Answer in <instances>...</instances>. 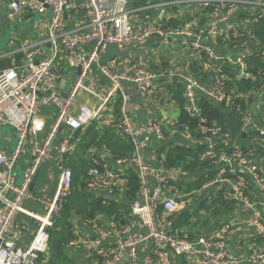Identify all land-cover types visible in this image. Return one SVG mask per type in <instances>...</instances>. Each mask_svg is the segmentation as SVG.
<instances>
[{
  "label": "crops",
  "instance_id": "crops-1",
  "mask_svg": "<svg viewBox=\"0 0 264 264\" xmlns=\"http://www.w3.org/2000/svg\"><path fill=\"white\" fill-rule=\"evenodd\" d=\"M165 1L172 0H147L146 4L144 0H130L129 8L135 11L131 18L133 26L166 24L175 27L193 17L204 24H212L210 7L203 4L171 7L165 11L164 18L155 9L139 10L149 4ZM247 11L249 10L239 9L233 20L240 22ZM257 11L262 13L258 8ZM0 13L2 14L1 9ZM36 14L40 15L38 21L31 28H27L25 24L34 21ZM18 17L25 29L15 33L8 34L5 24L0 20V55L4 56L0 58V69L24 65V57L19 53L23 45H29L38 51L37 62L52 55V46L48 39L52 11L49 9L44 13H23ZM89 22L86 12L67 13L61 32L86 34L89 31L86 28ZM8 23L12 27L9 20ZM7 38L5 45L4 40ZM94 44L79 43L72 48L60 46L54 59L55 71L59 76L56 81L59 96H70L80 77L75 59L82 54H89ZM208 45L218 54L246 55L253 79L238 78L229 65L211 62L204 54L194 52L190 42L183 38L165 41L153 37L144 43L130 44L123 50L116 45H108L100 55L99 62L92 64L91 70L97 80L99 96L93 97L84 88L77 92L72 109L74 115L83 122L79 131L73 132L65 125L57 123L58 108L55 104L42 106L38 110V117L45 123L42 132L26 142L12 171L7 172L0 168V184L12 179L19 186L34 159L33 142L42 143L49 134H54L51 158L38 168L31 182L34 184L32 190L29 188L31 196L24 201V208L35 214L37 219L23 213H18L15 217L20 226H25L18 240L19 246L23 248L29 247L39 231L41 219L46 217L49 210L46 203L54 199L63 169L69 168L73 172L74 189L64 209L53 215L48 248L41 254L38 264L101 262L103 258L96 254L93 244L99 231H110L117 236L132 218V205L141 200L140 181L136 168L129 162L132 153L130 139L119 129L123 100L116 93H112V84L102 74L101 67L113 64L117 72L133 75L141 61H145L151 70L164 73L165 76L158 81L147 100L141 99L134 86L125 82L131 96L126 110L138 125L155 121L163 127L164 139L152 141L145 151V158L155 168L163 164L170 174L164 196H173L177 200V211L173 215L174 227L189 239L224 237L238 264H258L253 256L264 245V238L259 237L255 229L247 224L249 214L240 202L233 199L229 183L207 185L220 175V167L208 161L205 156L207 140L199 130V123L195 129L189 126V132H186L181 125V119L186 115L188 105L184 77H193L207 85L212 84L216 77L221 78L228 86V101L216 104L202 96L199 99V108L203 117L210 120L211 124L218 125L216 120H211L206 115L203 102L219 110L227 119L225 126L231 135V148L249 156L254 166L264 174V138L252 128L242 131V116L236 111L237 106H242L253 115L257 125H264V73L260 74V70L264 68V16L257 19L244 37L235 39L226 35L215 42H208ZM85 86H89L88 81ZM64 140L69 141L68 151L62 155L59 146ZM17 143L16 129L0 125V152L11 154ZM94 158L120 175L121 190L115 196L109 197L104 189L87 188L88 173ZM245 194L259 204L264 215V193L250 179ZM6 198L13 200L14 194L9 192ZM6 208V202L0 199V213H4ZM168 219L169 216L159 208L160 225L166 226ZM76 240L84 242L71 245ZM114 245L115 239L105 241L106 256ZM149 259L153 260L151 264H159L155 247L151 243L139 248L136 264H148ZM173 263L202 264V258L191 255L174 256ZM118 264L132 263L125 255Z\"/></svg>",
  "mask_w": 264,
  "mask_h": 264
},
{
  "label": "built area",
  "instance_id": "built-area-1",
  "mask_svg": "<svg viewBox=\"0 0 264 264\" xmlns=\"http://www.w3.org/2000/svg\"><path fill=\"white\" fill-rule=\"evenodd\" d=\"M195 3L210 7L212 24H204L200 19L193 17L175 27L166 24L156 26L144 24L134 27L131 18L135 11L129 8L130 0H0V6L17 15L44 13L49 9L52 11L48 31L52 55L37 62L38 51L33 50L29 45H23L19 53L24 57V65L0 70V125L14 128L18 134V143L12 153L7 155L0 152V168L7 172L12 171L26 142L42 132L45 123L37 115L42 106L55 104L58 108L57 123L65 125L69 130L77 132L83 127V122L74 115L72 103L77 92L82 88L93 97L99 96L97 80L92 74L91 66L99 62L100 55L108 45H116L123 50L130 44L144 43L153 37L165 41L183 38L190 42L194 52L204 54L211 62L229 65L238 78L252 80L253 74L246 55L218 54L208 42H215L226 35L235 39L244 37L257 19L264 16V1L172 0L149 4L139 10L155 9L159 14L161 13V18H164L165 11L171 7ZM241 8L250 12H245L244 18L236 22L233 16ZM257 8L262 10V13H259ZM80 12H86L90 18L86 26L89 29L88 33L83 35L75 31L62 33L66 14ZM86 42H94V48L89 54H82L75 59V65L80 72L79 81L69 97H61L56 90V81L59 77L55 71L56 53L60 46L72 48L76 44ZM2 57L4 56L0 55V58ZM101 72L110 80L112 93H116L123 100L119 129L132 144L129 162L137 170L141 200L133 203L132 218L117 236L110 231H99V236L93 240V244L96 254L103 260L96 264H118L125 255L132 264H136L139 248L150 243L155 247L156 260L159 264H174V256L186 255L200 256L202 264H238L224 237L189 239L182 236L174 227V220L171 217L177 211V200L173 196H164L170 174L164 169L163 164L155 168L145 158V151L151 142L164 139L163 127L155 121L138 125L126 110L131 96L124 85L125 82L134 86L141 99L147 100L165 74L151 70L145 61L139 63L133 75L117 72L113 64L101 67ZM262 73L264 68L260 70V74ZM86 81L89 82V86H85ZM184 82L188 104L186 115L189 119L199 122V130L207 138L205 156L221 170L220 175L207 185L229 183L233 199L240 202L249 214L247 224L255 229L259 237L264 238V215L259 204L245 194L248 179L264 193V174L254 166L249 156L231 148L230 133L220 126L208 124L199 108V99L202 96L216 104H224L228 101L227 83L216 77L212 84L207 85L190 76L184 77ZM236 111L242 116V131L252 128L264 138V125H257L253 115L245 111L242 106H237ZM182 127L189 132V126ZM53 137L54 134L51 133L42 143L33 142L34 159L21 185L17 186L12 179L0 184V199L7 204L6 211L0 213V264H38L41 254L48 248L53 215L62 211L72 192L73 172L69 168H64L54 199L46 203L49 210L46 217L41 219L39 231L28 248L19 246L18 240L25 226H20L15 217L18 213H23L37 219L35 214L24 208V201L31 196L29 188L38 168L45 160L51 158ZM216 139H219V142L212 143ZM68 142L64 140L59 146L62 155L68 151ZM218 145L222 147L218 149ZM231 177L234 180L231 181ZM86 185L90 190L104 189L109 197H113L121 190L120 175L94 158ZM9 192L14 194L13 200L6 198ZM159 208L170 217L166 226L160 225L158 221ZM108 239H115V245L106 256L104 243ZM83 242L76 240L72 241L71 245L76 246ZM253 260L258 264H264V245L254 254ZM152 262V259L148 260V264Z\"/></svg>",
  "mask_w": 264,
  "mask_h": 264
},
{
  "label": "trees",
  "instance_id": "trees-1",
  "mask_svg": "<svg viewBox=\"0 0 264 264\" xmlns=\"http://www.w3.org/2000/svg\"><path fill=\"white\" fill-rule=\"evenodd\" d=\"M147 3V0H144V4H146ZM168 26H170V25H168ZM203 105H204V109H205V113H206V115L207 116H209V119H211V120H216L217 121V123H218V125H216V126H220V127H222L226 132H228V130L226 129V126H225V124L227 123V119L224 117V115L221 113V112H219V110H217V109H213L212 107H210L208 104H205L204 102H203ZM211 121L210 120H208V124H210V125H213V124H211L210 123ZM198 121L197 120H195V121H193V120H191V119H189L185 114L182 116V119H181V125H184V126H190L191 127V129H195V127H197L198 126ZM206 137V136H205ZM207 139V138H206ZM222 147V145H218L217 146V148L218 149H220ZM73 189H74V185H73ZM72 189V190H73ZM70 197V196H69ZM69 199V198H68ZM65 207V206H64ZM64 209V208H63ZM62 209V210H63ZM170 218V217H169ZM171 219L172 220H174V218H173V216L171 217Z\"/></svg>",
  "mask_w": 264,
  "mask_h": 264
},
{
  "label": "rangeland",
  "instance_id": "rangeland-1",
  "mask_svg": "<svg viewBox=\"0 0 264 264\" xmlns=\"http://www.w3.org/2000/svg\"><path fill=\"white\" fill-rule=\"evenodd\" d=\"M0 9L2 10V14L10 21V23L12 25L13 33L17 32L18 30L22 31V30L25 29L24 26H23L24 24L19 22V17H18L17 14H12L8 9H6V8H4L2 6H0ZM39 17H40V15L36 14L35 20L27 22V24H25L26 27L27 28H31L33 26L34 22L38 21ZM11 18H13V19H11ZM8 38L4 40L5 41V45H6V42H8ZM73 183H74V181H73Z\"/></svg>",
  "mask_w": 264,
  "mask_h": 264
},
{
  "label": "water",
  "instance_id": "water-1",
  "mask_svg": "<svg viewBox=\"0 0 264 264\" xmlns=\"http://www.w3.org/2000/svg\"><path fill=\"white\" fill-rule=\"evenodd\" d=\"M0 20L5 24L8 34L13 32L12 27L9 25L7 18L1 13H0ZM218 142H219V139L212 141V143H218ZM33 182H35V179ZM33 185H34L33 183L30 185V189L32 188Z\"/></svg>",
  "mask_w": 264,
  "mask_h": 264
}]
</instances>
